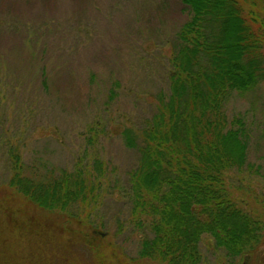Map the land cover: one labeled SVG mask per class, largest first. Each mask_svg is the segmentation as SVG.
<instances>
[{"label":"rangeland","instance_id":"1","mask_svg":"<svg viewBox=\"0 0 264 264\" xmlns=\"http://www.w3.org/2000/svg\"><path fill=\"white\" fill-rule=\"evenodd\" d=\"M18 3L8 6L12 14L0 11V90H9L0 107V216L18 220L3 226L0 264H160L138 256L145 232L131 221L124 195L138 153L121 131L149 117L156 93L168 87V57L186 19L179 0ZM9 20L14 29H4ZM226 109L245 119L250 135L248 166L230 173V187L264 219V83L234 93ZM92 124L102 129L99 150L111 185L90 217L12 194L5 185L11 146L30 165L72 168ZM201 250L203 264H264V238L253 255L228 257L208 235Z\"/></svg>","mask_w":264,"mask_h":264},{"label":"trees","instance_id":"2","mask_svg":"<svg viewBox=\"0 0 264 264\" xmlns=\"http://www.w3.org/2000/svg\"><path fill=\"white\" fill-rule=\"evenodd\" d=\"M17 2L0 0V11L12 14L8 6H21ZM179 2L186 19L168 57V87L156 93L149 117L121 131L126 147L138 153L124 191L131 221L145 232L138 256L203 264L204 235L228 257L253 255L264 219L239 203L229 182L230 173L248 166L250 135L245 119L230 118L226 105L234 93L264 83V0ZM14 28L12 20L4 27ZM8 96L0 90V107ZM99 128L89 127L72 168L30 165L20 147L11 146L5 185L46 210L90 217L111 185ZM6 216H0V239L6 226L18 223Z\"/></svg>","mask_w":264,"mask_h":264}]
</instances>
